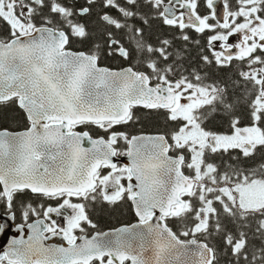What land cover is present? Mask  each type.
I'll return each instance as SVG.
<instances>
[{
	"label": "snow or ice",
	"instance_id": "1",
	"mask_svg": "<svg viewBox=\"0 0 264 264\" xmlns=\"http://www.w3.org/2000/svg\"><path fill=\"white\" fill-rule=\"evenodd\" d=\"M16 108L0 264H264V0H0V124ZM145 119L163 130L132 134ZM129 202L137 224L89 235Z\"/></svg>",
	"mask_w": 264,
	"mask_h": 264
},
{
	"label": "trees",
	"instance_id": "2",
	"mask_svg": "<svg viewBox=\"0 0 264 264\" xmlns=\"http://www.w3.org/2000/svg\"><path fill=\"white\" fill-rule=\"evenodd\" d=\"M150 35H151V39L154 41L157 37L161 35L171 37L173 35V32L167 26L163 25L160 21H156L153 25V31L150 33ZM191 35L193 36L194 39L200 38L199 34L195 32H192ZM181 44H183V41L177 40V46H180ZM189 47H190L191 55L195 57L197 51L195 45H190ZM71 48L75 50H87L88 45L74 42L71 45ZM101 64L114 68L121 67V62L119 60H112L110 58L104 59L101 62ZM25 123H26V119L23 111H21L19 108H16L14 111L9 112L7 121L0 124V127L9 128V129H20L23 126H25ZM244 123H247V121H244ZM208 127L211 130L217 132L229 131L228 121L225 117L216 118L208 125ZM162 130H163L162 120H147V119L143 120L139 124H136L132 129H130L131 132H139V131L157 132ZM26 198L27 196L21 197L22 200H25ZM92 216L94 217V221L99 226L111 227L115 224L129 222L130 220L133 219L134 214L131 210L130 205L124 204L116 211H110V210L101 211L99 207H97L95 211L92 213Z\"/></svg>",
	"mask_w": 264,
	"mask_h": 264
},
{
	"label": "flooded vegetation",
	"instance_id": "3",
	"mask_svg": "<svg viewBox=\"0 0 264 264\" xmlns=\"http://www.w3.org/2000/svg\"><path fill=\"white\" fill-rule=\"evenodd\" d=\"M23 113H24V112H23ZM24 116H25V114H24ZM25 119H26V117H25ZM29 127H30V123H29V121L26 119L25 126H23V127L20 128V129H9V128H5V129H9V130H12V131H21V130H26V129H28ZM91 130L93 131V132H92V135H93L94 137L102 136V135H103V132H102L101 130L95 128V127H92ZM140 132H144V131L132 132V134H139ZM121 157H122V156H121ZM121 164H122V163H121ZM25 200H30V201H31L32 203H34V204H36V203H41V202H43V203H52V204L57 203L56 201L41 200L40 198H36V197L31 196V194H29ZM74 202H76V201H75V198H74ZM128 204L130 205L131 210H132V212H133V214H134V217H133L132 220H130L129 222H123V223L115 224V225H113V226H111V227H101V226H99V225L94 221V217L92 216L93 221L97 224L98 227H97V229H95V230L89 228V229H88L89 235L94 234L96 231L106 232V231H109V230L117 229V228H119V227H121V226H123V225H129V224H132V223H134V222H137L138 219H137V216H136L135 211H134V209H133V206L131 205L130 202H129ZM2 211H3V209H0V212H2ZM55 218L57 219L58 223H60L62 226L66 224V221H65L64 219H62L61 217H55ZM21 222H22V221H21V219H20V216H19V214H17V220H16V223H21ZM76 234H77V236H80V235H81V233H79L78 231H77ZM47 241H49V243H51V244H53V245H56V244H58V245H67V242H66L65 240H63L62 236L51 237V238L48 239Z\"/></svg>",
	"mask_w": 264,
	"mask_h": 264
},
{
	"label": "water",
	"instance_id": "4",
	"mask_svg": "<svg viewBox=\"0 0 264 264\" xmlns=\"http://www.w3.org/2000/svg\"><path fill=\"white\" fill-rule=\"evenodd\" d=\"M84 146H85V147H90V144H88V143L86 142ZM122 161L125 162L126 164H129V163L131 162L129 157L124 158ZM134 225H135V224H134ZM9 231H10V230H9ZM28 234H29V233H27V232L24 233L25 238L27 237ZM80 242H82V241H79V240H78V243H80ZM45 244H47V245H52V244H50V243L47 242V241H45ZM52 246H56V245H52ZM57 246H59V245H57ZM64 247H67V246H64Z\"/></svg>",
	"mask_w": 264,
	"mask_h": 264
}]
</instances>
